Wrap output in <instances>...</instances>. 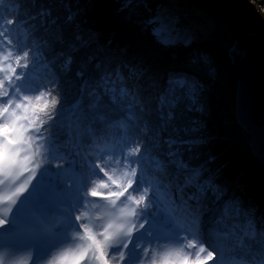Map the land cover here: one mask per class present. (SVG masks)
Returning a JSON list of instances; mask_svg holds the SVG:
<instances>
[{"label": "snow or ice", "instance_id": "snow-or-ice-1", "mask_svg": "<svg viewBox=\"0 0 264 264\" xmlns=\"http://www.w3.org/2000/svg\"><path fill=\"white\" fill-rule=\"evenodd\" d=\"M24 23L0 9V252L34 253V264H264V220L227 194L207 162L193 163L206 142L201 126L186 121L199 110V83L170 77L155 123L146 102L134 110L135 92L117 93L119 68L81 81L69 101L52 68L59 60L67 72L91 38L73 35L46 59L35 44L13 45L11 26ZM154 34L172 42L163 22ZM30 64L46 71L37 74ZM102 95L121 110L127 103L124 119L112 122L117 108Z\"/></svg>", "mask_w": 264, "mask_h": 264}, {"label": "trees", "instance_id": "trees-1", "mask_svg": "<svg viewBox=\"0 0 264 264\" xmlns=\"http://www.w3.org/2000/svg\"><path fill=\"white\" fill-rule=\"evenodd\" d=\"M133 1H137L138 4ZM124 2L128 4L124 5ZM148 2L146 5L143 0H4L3 4H0V9L4 10L8 18H16L18 22L25 21L20 27L14 25L16 31L11 37L13 45L31 47L35 44L46 59L59 54L73 35H79L83 39L91 38L86 47L77 48L72 56V65L67 72L60 71L59 60L56 61V67L52 68L60 81L57 91L62 97L66 94L69 101L75 100L78 97L81 81L97 82L106 74L110 75L112 69L119 68L124 80L115 85L117 93L120 87H124L130 93L135 92L140 97V101L135 104L134 110L145 108L146 102L145 111L149 112L148 118L155 123L157 97L163 94L170 77L175 74H184L193 78L192 76L195 75L193 79L200 85L199 76L201 75L197 74L201 73V68H205L206 75L203 76L207 78L208 86L217 85L220 80L216 77L217 73L213 68L220 70L223 67L227 68V65L231 68L232 66L226 56L222 55V58L218 59L219 49L216 47L215 49L207 48L210 50H202L203 52H190V48L195 46L194 42H199L196 38L203 35L202 33H197L198 36L194 40H189L190 47L187 44L189 41L178 40L179 38L169 43L168 47H162L160 39L154 36V28L149 23L152 13L165 1L148 0ZM252 2L264 11V0H252ZM129 4L130 7H128ZM248 4H250L249 1ZM69 17H71L70 20ZM75 27H77L76 33L73 32ZM159 47L160 50H158ZM85 56H89L87 57L89 61L83 59ZM213 56H216L217 64L213 60L207 61L208 58H214ZM29 67L37 74L46 71L40 64L35 67L30 64ZM81 68L84 72L78 75ZM130 69L139 70V74L130 77L128 74ZM108 83L109 87H113L112 80ZM97 91L103 93L102 88ZM101 98L110 107L117 108L111 113L112 122L124 119L127 114L126 102L123 103V110H121L119 104L113 105L110 95H102ZM202 103L203 99H199V110L186 113V121H198L197 123L201 126L200 135L211 136L215 142L211 148L203 144L199 159L193 163L207 162L211 171H218L217 182L222 187L224 183L222 178H229V176L235 178L233 181H226L230 185L250 182L245 185L247 187L240 190L241 193L232 191V194L242 204L247 205H249L247 202L252 200L249 197L258 198L253 201L258 204H255L257 212L263 213L264 169L251 150L249 135L240 125L230 123V120L226 122V117L208 118L205 114V104ZM207 104L213 109L214 102L208 101ZM114 132L116 136H119V129H115ZM161 137L167 140L168 134L161 133ZM63 139L67 137H62ZM163 147L166 146L162 145ZM210 158L213 163L209 162ZM208 205V208L212 206L211 203V206ZM228 224L230 226L231 222L229 221Z\"/></svg>", "mask_w": 264, "mask_h": 264}, {"label": "rangeland", "instance_id": "rangeland-1", "mask_svg": "<svg viewBox=\"0 0 264 264\" xmlns=\"http://www.w3.org/2000/svg\"><path fill=\"white\" fill-rule=\"evenodd\" d=\"M164 1H165L164 4L160 5L159 8L152 13L150 17L149 25H151V27L156 29L160 26V23L163 22L168 28L170 39L172 41L171 43H173V41H175L176 38H179L178 40L185 39L186 41L189 40L192 41L198 36L197 33H202L203 35L196 38L197 39L196 41L199 42H194L195 46H192L190 48V52H194V51L203 52L202 50H210L207 48L212 47V49H215L216 47L220 50V51L218 50V56H217L218 59H221L223 55L226 56L227 59L230 61L229 49L234 45V43L237 40V33L235 31L236 26L239 27V29L243 33H252V32L257 33L261 37L262 42L264 43V11L263 9L258 7L256 3L252 2V0H164ZM207 1L216 2L220 6V8L219 7L217 8L209 4ZM248 1L250 4H248ZM135 2L137 3V1H133V3ZM143 2L146 5H148L149 3L148 0H143ZM127 4L128 3L124 2V5ZM128 7H130V4L128 5ZM155 22L157 24H155ZM11 27L14 28V25ZM75 28H73L74 33L77 32L76 31L77 27ZM154 36L157 37L156 35ZM81 39L83 38L81 37ZM191 41L187 42L188 47H190ZM102 46L104 47V43H102ZM168 46L169 43L167 44L162 43V47H168ZM158 50H160V47ZM87 57L89 56H85L83 57V59L89 61V58ZM213 57L214 58L211 59L206 58V59L208 62L213 60L214 63L217 64L215 60L216 56ZM230 64L232 68L227 64H225L228 66L227 68L223 67L220 70H218L215 67L213 68V70L217 73L216 77L220 80V82H218L219 80L217 81L218 82L217 85L213 84L211 86H208L207 78L205 79L204 77L206 75L205 68L200 69L201 73L199 72V74H197L198 76L201 75L199 76L200 78L198 77L201 81L200 85L202 88V91L200 92V99H203L202 104H205V114H207L208 118H215L214 116H216L217 118L215 119H219V118L221 119L223 117H226L225 118L226 122L230 120V123L240 125L236 118V95L238 88V73L236 71V68L231 63V61ZM192 77L195 79L196 76L194 75ZM208 101L214 102L213 109L207 106ZM187 118H189V116H187ZM204 124L205 123L203 122V125ZM202 136H204L203 138L206 141L204 145L211 148V145L215 142L213 138H211V136L209 137H206L205 135ZM224 148H226L225 143H224ZM257 161L264 169V164L259 159ZM209 162L213 163V160L210 158ZM209 169L211 170V168ZM234 179L235 178L232 177L222 178V181L224 180V183L222 184L223 187L226 189L227 194L232 193V191L241 193L240 190H242V188L244 187H247L245 185H248L250 183V182L243 184L234 183L233 185L227 183L228 182L227 180L233 181ZM249 198L252 200L251 202H247L249 205H247L246 203L242 204L244 208L245 209L250 208L252 210V212L254 213V219L257 222L264 220V212L263 213L259 211L257 212V208L255 207V204L256 205L258 204L254 203V201H256V199L258 198H251V197ZM208 206L211 205L209 204ZM211 207H209V209H211ZM210 215H211L210 212H205L203 215V219L209 218ZM213 250L215 251V249ZM3 253L7 257H10L11 259L22 260L24 264L29 263V260L27 259V256H25L24 253H20V255L19 254L13 255L7 250H4ZM219 257L220 254L219 252H217L216 258L219 259ZM209 264H215V261L214 260L209 261Z\"/></svg>", "mask_w": 264, "mask_h": 264}, {"label": "water", "instance_id": "water-1", "mask_svg": "<svg viewBox=\"0 0 264 264\" xmlns=\"http://www.w3.org/2000/svg\"><path fill=\"white\" fill-rule=\"evenodd\" d=\"M235 31L229 58L238 73L236 118L249 135L252 152L264 164V43L255 32L243 33L237 26Z\"/></svg>", "mask_w": 264, "mask_h": 264}, {"label": "bare ground", "instance_id": "bare-ground-1", "mask_svg": "<svg viewBox=\"0 0 264 264\" xmlns=\"http://www.w3.org/2000/svg\"><path fill=\"white\" fill-rule=\"evenodd\" d=\"M212 158H215V156H212ZM229 177H231V176H229ZM228 195L229 196H234V194H232V193H228ZM207 204H210V202H207Z\"/></svg>", "mask_w": 264, "mask_h": 264}]
</instances>
